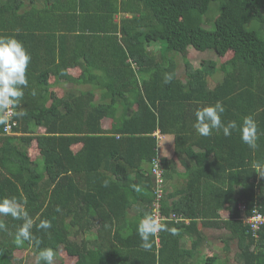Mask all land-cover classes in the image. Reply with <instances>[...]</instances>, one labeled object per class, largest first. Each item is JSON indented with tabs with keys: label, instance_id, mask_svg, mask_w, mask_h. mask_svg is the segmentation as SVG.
Returning a JSON list of instances; mask_svg holds the SVG:
<instances>
[{
	"label": "trees",
	"instance_id": "trees-1",
	"mask_svg": "<svg viewBox=\"0 0 264 264\" xmlns=\"http://www.w3.org/2000/svg\"><path fill=\"white\" fill-rule=\"evenodd\" d=\"M16 1L0 3V35L31 61L16 109L26 115L9 133L0 125V198H27L40 243L17 245L23 221L0 216V264H37L44 248L62 253L53 264H264V222L253 230L237 208L264 216V177L251 167L264 158V0H45L23 14ZM190 48L231 56L184 59L180 74L176 57ZM218 100L225 122L253 116L257 149L236 131L196 133L194 111ZM146 213L165 225L149 249L137 233ZM206 229L236 242L234 262L218 261Z\"/></svg>",
	"mask_w": 264,
	"mask_h": 264
},
{
	"label": "clouds",
	"instance_id": "clouds-1",
	"mask_svg": "<svg viewBox=\"0 0 264 264\" xmlns=\"http://www.w3.org/2000/svg\"><path fill=\"white\" fill-rule=\"evenodd\" d=\"M30 61L31 55L21 41L14 36L0 35V125L8 124L12 116L26 115V112H17L16 109L20 107V102L24 97V89L28 87L26 72ZM171 80L172 75L166 73L163 82L167 84ZM32 95H35V91L32 92ZM224 112L225 107L219 100L215 104L198 107L194 111L195 120L193 123L196 133L208 137L213 132H222L227 137L236 131L244 144L252 150L257 149L259 133L257 122L253 116L242 117L238 124L235 120L223 121ZM251 167L253 172L264 177V158L253 160ZM26 205V197L19 199L17 197L0 198V216H11L13 219L23 221L15 233L17 245H23L27 241L34 242L39 247L40 241L33 236L31 231L34 221L30 217ZM177 219L182 220V218ZM184 220L188 221L187 218ZM36 227L48 229L51 227V223L47 220H41ZM5 230L6 225L0 222V231ZM163 230H165V225L160 223L154 214L146 213L137 224V233L142 241V247L149 249L151 247L150 237ZM55 255L56 253L51 248L41 249L37 255V264H40V261H43L44 264H53Z\"/></svg>",
	"mask_w": 264,
	"mask_h": 264
},
{
	"label": "rangeland",
	"instance_id": "rangeland-1",
	"mask_svg": "<svg viewBox=\"0 0 264 264\" xmlns=\"http://www.w3.org/2000/svg\"><path fill=\"white\" fill-rule=\"evenodd\" d=\"M216 15H214L212 18L214 19ZM206 27H213V20L210 21L209 24L206 25ZM161 42H158V45H160ZM157 45V44H156ZM154 44V46H156ZM153 46V47H154ZM231 56V52H228L226 53L225 55H223L222 57H218L217 55L213 54V52L211 51H208V52H205V53H200V52H196L194 51L193 49H188L186 51H184L183 53H179L177 55V61H178V72L180 74H182L185 70V66H184V59H187L189 61V63L192 64V66L194 67H198L201 63V61L203 59H206V58H214L218 61H221L223 59H227ZM71 77H73V79L75 77H77L79 74H80V70L79 69H76V70H73L71 71ZM73 82H69V84L71 85H74L72 84ZM63 88H60V87H57V89L54 88V90L52 91V95L54 94L53 97H59L63 94ZM50 99H52V96L50 97ZM170 149L172 150V148L170 147ZM162 150L164 151H168L167 155L170 157L171 156V153L172 151L168 150V148L166 147H162ZM36 153V148L32 147L31 148V155H34ZM163 153V152H162ZM164 154V153H163ZM166 155V154H165ZM176 167L178 168V171H181L183 172L184 171V168L182 167V165L179 163L178 160H176ZM183 177L182 175L180 176V178ZM177 178H169V180H164V183H163V187L166 188V190L168 189L169 191L173 190L177 184ZM220 232H218L217 230H211V229H206L205 230V234H206V238L209 242V248L214 251L217 255H219L221 257V261L218 260L219 262H222V260L224 258H227L229 259L230 262H234L235 261V257H237V244L235 241H232L229 246H226V244L224 242H222V239H220L219 237L221 236V234H219ZM228 247V248H226ZM225 250H228V253H227V256H224V252ZM205 251V250H204ZM22 253H25V252H22ZM204 254L206 255L205 252H203V256ZM62 253H58V255L56 256V259L54 257V262L60 257L62 258ZM63 259V258H62ZM68 264H71L70 262H68Z\"/></svg>",
	"mask_w": 264,
	"mask_h": 264
},
{
	"label": "built area",
	"instance_id": "built-area-1",
	"mask_svg": "<svg viewBox=\"0 0 264 264\" xmlns=\"http://www.w3.org/2000/svg\"><path fill=\"white\" fill-rule=\"evenodd\" d=\"M10 124H6V126L4 127V130L6 133L10 132ZM157 163L154 166L153 169V173L155 175V180H156V184L157 187L161 186L162 183V179H161V175H160V171L158 170V168H156ZM160 195V193L158 192V196ZM237 208L239 210L240 213V219L247 223L250 228H252L253 230L258 229V227L264 222V216L260 213H258L257 208H253V211L251 214H247L246 213V207L245 204L242 202H239L237 204ZM158 218V216H156ZM177 218H175L176 220Z\"/></svg>",
	"mask_w": 264,
	"mask_h": 264
},
{
	"label": "crops",
	"instance_id": "crops-1",
	"mask_svg": "<svg viewBox=\"0 0 264 264\" xmlns=\"http://www.w3.org/2000/svg\"><path fill=\"white\" fill-rule=\"evenodd\" d=\"M3 1L7 2V0H0V3ZM18 1H20V4L18 3ZM13 3L18 4L17 10H16L17 14H23V13H26V10L30 9L33 6H36L37 8H42L46 2L45 0H17L16 2H13ZM62 8H63L62 15L64 17V22L65 24L69 25L70 21L64 16V7ZM117 18H119V16H117Z\"/></svg>",
	"mask_w": 264,
	"mask_h": 264
}]
</instances>
